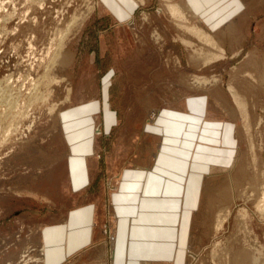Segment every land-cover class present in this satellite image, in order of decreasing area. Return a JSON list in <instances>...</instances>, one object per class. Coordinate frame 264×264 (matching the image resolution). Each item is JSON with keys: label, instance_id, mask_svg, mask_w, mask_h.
I'll list each match as a JSON object with an SVG mask.
<instances>
[{"label": "rangeland", "instance_id": "rangeland-1", "mask_svg": "<svg viewBox=\"0 0 264 264\" xmlns=\"http://www.w3.org/2000/svg\"><path fill=\"white\" fill-rule=\"evenodd\" d=\"M129 1L134 12L121 20L111 10L126 8L121 0H0V264H43L42 228L89 198L104 203L124 164H146L159 138L143 120L186 93L222 105L211 111L235 123L238 146L205 178L183 264H264V0L208 1L203 21L169 11L179 2L194 12L187 0ZM199 20L208 38L184 27ZM109 69L117 123L106 134L96 114L87 193L72 187L68 156L79 148L71 136H87L74 133L84 115L64 124L62 111L103 96ZM112 226L98 225L110 245Z\"/></svg>", "mask_w": 264, "mask_h": 264}, {"label": "crops", "instance_id": "crops-1", "mask_svg": "<svg viewBox=\"0 0 264 264\" xmlns=\"http://www.w3.org/2000/svg\"><path fill=\"white\" fill-rule=\"evenodd\" d=\"M121 1L126 8L110 7L123 20L132 16L135 5ZM187 1L203 21L211 12L203 4L215 0ZM111 75L109 69L102 76L103 96L89 95L62 111L64 124L73 125L78 115H84L81 129L74 133H87L71 136L72 145L79 146L78 152L69 151L68 155L75 190L87 191L90 185L88 159L95 152L96 114L102 113L106 134L117 123V113L109 101ZM78 91L83 90L75 88L74 92ZM208 99L205 94L186 93L170 105L159 106L148 124L143 120V132L147 126L148 136L159 138L147 163L141 157L133 164H124L104 203L89 198L68 209L61 221L43 227V264H183L205 178L231 165L238 146L235 123L224 119L217 100L215 104ZM211 108L219 109L212 112ZM109 222L113 225L111 245L98 227Z\"/></svg>", "mask_w": 264, "mask_h": 264}, {"label": "bare ground", "instance_id": "bare-ground-1", "mask_svg": "<svg viewBox=\"0 0 264 264\" xmlns=\"http://www.w3.org/2000/svg\"><path fill=\"white\" fill-rule=\"evenodd\" d=\"M170 7V9H169V11L171 10V12H172V14H174V15H179L178 17L180 18V16H181V18L183 19V20H193V19H199L198 18V16H196V14L191 10V8L188 6V5H186V4H184V3H175V4H171V5H169L168 6V8ZM171 14V15H172ZM180 18V19H181ZM190 22V21H189ZM199 23H197V24H195V25H193V26H187V25H185L184 27H185V29L187 30V31H189V32H191V33H194L195 34V36H198L200 39H205V38H208L209 36H210V34L208 33V31H206V29L202 26V24H201V22H200V20L198 21ZM183 26V25H182ZM208 34H209V36H208ZM186 39V38H185ZM210 39V38H209ZM208 39V40H209ZM207 40V39H206ZM205 41V40H204ZM53 42V41H52ZM183 42H184V40H183ZM188 42V41H187ZM208 42V41H207ZM212 42V40L210 41V43ZM185 44H187V43H185ZM188 44H189V42H188ZM187 44V45H188ZM62 53H64L63 51H62ZM62 53H60V54H62ZM191 57H192V55H191ZM61 58V57H60ZM64 60H66V59H69V55L68 54H64V56L62 57ZM61 58V59H62ZM63 59H62V62H64L63 61ZM193 59V58H192ZM67 61V60H66ZM237 91V90H236ZM233 95L235 96V99H236V101H238L239 100V96L235 93V90H233ZM241 100V99H240ZM239 100V101H240ZM238 103V102H237ZM241 103V106L243 105L242 104V102H240ZM239 104V103H238ZM244 107V106H243ZM243 107H239V108H243ZM246 108V107H245ZM244 109V108H243ZM243 111H245V110H243ZM246 112V111H245ZM245 116H246V114H245ZM264 174V173H263ZM261 175V174H260ZM263 176V175H262ZM256 177V176H255ZM261 177V176H260ZM264 177V176H263ZM262 177V178H263ZM257 178H259L258 176H257ZM162 179H164V181H165V179L166 180H168V176L167 177H165V178H162ZM255 180H257L256 178H255ZM258 181V180H257ZM168 182V181H167ZM256 183V182H255ZM259 184V183H258ZM262 184H264V183H262ZM159 185V184H158ZM253 185V184H252ZM256 185V184H255ZM259 185H261V184H259ZM254 186V185H253ZM230 187H231V185H230ZM263 187V185H261V189H263L262 188ZM254 188V187H253ZM255 188H256V186H255ZM260 187H258V189H259ZM232 189V190H231ZM230 190H231V192L234 190L233 188H231ZM255 190H257V189H255ZM260 190V189H259ZM258 190V192H259V195L262 193V195H260L261 196V198H260V201H259V203L257 204V203H255V204H257L258 206H259V209L258 210H260V208L262 209V211L264 212V210H263V208H264V189L262 190L263 192H261L260 193V191ZM160 191V190H159ZM253 191H254V189H253ZM257 192V191H256ZM163 194V193H162ZM257 195L258 194H256V198L258 199V197H257ZM226 196V195H225ZM231 196V195H230ZM234 197V196H233ZM226 199H228V198H226ZM224 200V199H223ZM256 200V199H255ZM258 201V200H257ZM256 205V206H257ZM257 206V207H258ZM226 207V206H225ZM224 207V208H225ZM228 208V207H227ZM225 210H226V208H225ZM222 211V210H221ZM224 211V210H223ZM227 211H228V209H227ZM226 211V212H227ZM245 211V210H244ZM225 212V211H224ZM224 212H222L223 214H224ZM241 213V212H240ZM239 213V214H240ZM219 214V213H218ZM223 214H222V216H221V214H220V216H219V223H218V225L217 224H215L214 226H216L217 225V227L216 228H218V227H220L221 226V223H223L222 222V220H221V218L223 217ZM226 214H228V213H226ZM217 216V217H218ZM225 216V218L224 219H226V215H224ZM243 216V215H242ZM241 216V217H242ZM239 217H240V215H239ZM238 217V218H239ZM241 219V218H240ZM238 220L239 222L243 219V217H242V219L241 220ZM245 219H243L242 221H244ZM216 221V220H215ZM240 223H242V222H240ZM239 223V224H240ZM246 224V223H245ZM245 224H242V225H245ZM247 225V224H246ZM248 226V225H247ZM224 249V248H223ZM229 252V251H228ZM224 253H225V251H224ZM223 253V254H224ZM241 255V254H240ZM224 257H225V255H224ZM222 261V260H221ZM237 264V263H236Z\"/></svg>", "mask_w": 264, "mask_h": 264}]
</instances>
